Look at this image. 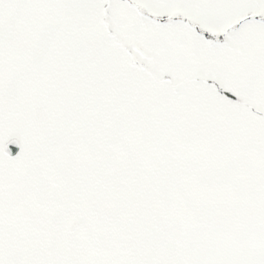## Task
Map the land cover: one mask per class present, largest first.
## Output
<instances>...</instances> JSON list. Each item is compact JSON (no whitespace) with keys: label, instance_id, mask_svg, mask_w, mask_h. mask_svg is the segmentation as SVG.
<instances>
[{"label":"snow or ice","instance_id":"6c2138e0","mask_svg":"<svg viewBox=\"0 0 264 264\" xmlns=\"http://www.w3.org/2000/svg\"><path fill=\"white\" fill-rule=\"evenodd\" d=\"M0 264H264V0H0Z\"/></svg>","mask_w":264,"mask_h":264}]
</instances>
